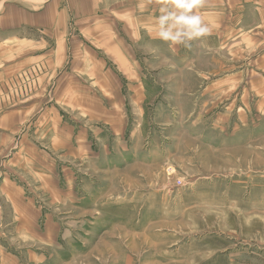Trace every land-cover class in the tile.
Wrapping results in <instances>:
<instances>
[{
	"label": "crops",
	"instance_id": "0c3cea01",
	"mask_svg": "<svg viewBox=\"0 0 264 264\" xmlns=\"http://www.w3.org/2000/svg\"><path fill=\"white\" fill-rule=\"evenodd\" d=\"M140 3L0 1V264L60 254L84 196L77 173L126 151L132 106L210 93L264 115V0H203L210 31L190 47L155 39L158 5ZM239 53H257L260 63L249 62L260 71L222 78ZM176 70L197 78L179 82Z\"/></svg>",
	"mask_w": 264,
	"mask_h": 264
},
{
	"label": "rangeland",
	"instance_id": "374dc122",
	"mask_svg": "<svg viewBox=\"0 0 264 264\" xmlns=\"http://www.w3.org/2000/svg\"><path fill=\"white\" fill-rule=\"evenodd\" d=\"M250 59L239 53L222 78H246ZM163 95L132 106L111 166L78 171L84 196L48 264H264V115L226 95Z\"/></svg>",
	"mask_w": 264,
	"mask_h": 264
},
{
	"label": "clouds",
	"instance_id": "9594fccd",
	"mask_svg": "<svg viewBox=\"0 0 264 264\" xmlns=\"http://www.w3.org/2000/svg\"><path fill=\"white\" fill-rule=\"evenodd\" d=\"M158 15L152 20L149 32H155L159 39L173 47L183 45L190 47L191 42L206 36L210 29L199 14L203 0H155ZM144 11V0L138 5Z\"/></svg>",
	"mask_w": 264,
	"mask_h": 264
}]
</instances>
